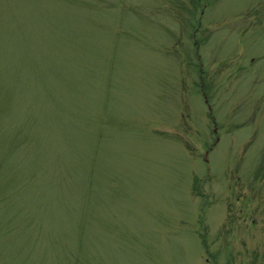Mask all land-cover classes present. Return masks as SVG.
<instances>
[{
  "label": "rangeland",
  "instance_id": "374dc122",
  "mask_svg": "<svg viewBox=\"0 0 264 264\" xmlns=\"http://www.w3.org/2000/svg\"><path fill=\"white\" fill-rule=\"evenodd\" d=\"M0 264H264V0H0Z\"/></svg>",
  "mask_w": 264,
  "mask_h": 264
}]
</instances>
